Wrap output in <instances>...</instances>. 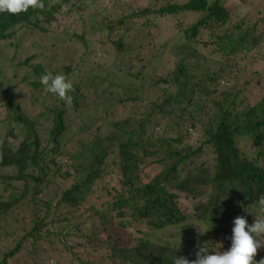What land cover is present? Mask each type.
<instances>
[{"label":"trees","instance_id":"trees-1","mask_svg":"<svg viewBox=\"0 0 264 264\" xmlns=\"http://www.w3.org/2000/svg\"><path fill=\"white\" fill-rule=\"evenodd\" d=\"M226 1L120 0L86 15V0H44L43 11L0 13V264L192 261L197 246L186 254L179 236L157 235L172 227L214 254L231 247L237 216L254 222L264 195V12L239 17ZM183 13L196 20L185 25ZM161 19L171 23L166 41L154 37ZM46 71L73 82L70 106L44 92ZM253 80L260 98L248 95ZM20 88L41 109L24 110ZM73 111L89 122L72 152Z\"/></svg>","mask_w":264,"mask_h":264},{"label":"clouds","instance_id":"clouds-1","mask_svg":"<svg viewBox=\"0 0 264 264\" xmlns=\"http://www.w3.org/2000/svg\"><path fill=\"white\" fill-rule=\"evenodd\" d=\"M44 0H0V13L19 15L30 9L43 11ZM44 92L57 96L67 105H71L73 97L69 93L74 91L73 82L63 74L53 75L46 71L40 77ZM258 213H264V195H261L253 205ZM231 247L225 251L210 253L208 242H197L196 259L190 261L187 257H175L173 264H264V258L256 260L258 250L264 248V216L255 215L254 222L249 225L243 216H237L233 221ZM198 227V226H197ZM199 234L206 231L198 227ZM222 248L223 245L219 244Z\"/></svg>","mask_w":264,"mask_h":264},{"label":"rangeland","instance_id":"rangeland-1","mask_svg":"<svg viewBox=\"0 0 264 264\" xmlns=\"http://www.w3.org/2000/svg\"><path fill=\"white\" fill-rule=\"evenodd\" d=\"M86 4L83 8L84 13L86 15H93V13L100 11L104 8V5H109L111 7L117 6L119 5V1L120 0H86ZM168 0H131V2H134L135 5H142V4H151V3H160V2H167ZM175 2L178 3H184L186 0H173ZM228 8H230V10L235 14L238 15L239 17H241L243 14H247V11L253 12L255 10H257V8H259L262 12H264V0H245L242 3H240L237 0H227L226 4H225ZM197 15H194L193 13H183L180 14L179 18H182L181 20L185 23V25L191 24L196 20ZM160 29L157 30V33L154 35V37L156 39H162L164 41H166V38L169 37V34L172 31L171 28V23L166 20V19H161L160 20ZM202 42H201V46H204V43H207V38H208V34L205 32L204 35H202ZM95 38H100L99 35H96ZM205 51V50H204ZM224 85L228 84V81H225L223 83ZM253 87V88H252ZM19 93L22 94V97L20 98V103L22 105V107L24 108V110H27L29 113L33 112V111H37V102H39L38 99L35 98V96L33 94L29 93V90H25V89H21L19 90ZM248 95L250 98L256 97V98H260V96L262 95V90L260 91L259 88H257L255 86V80H253V84L251 86V89L248 90ZM41 102V100H40ZM39 102V108L41 109V103ZM5 114V113H4ZM67 119H69L70 121L68 122V128L69 132L66 134L64 142L69 144V145H74L73 143H71V141H77L79 139H81V137L85 138V132L80 133L81 129L80 127H82L83 124H86V122H89V118H87V116L85 115V117H77L76 116V112L73 111L71 112V115H67ZM97 123H102L101 121L97 120ZM1 134V133H0ZM192 137H190V134L187 133L186 134V138L188 141L195 139L197 137L200 136L199 133L193 134L191 135ZM239 145L242 147V149L248 153H252V150H254V143L252 141L251 138H242L239 141ZM64 147V146H63ZM69 151H76L77 147L74 146H68L66 147ZM69 159L68 158H64V163L66 164L68 161H66ZM142 175L144 176V172L142 173ZM153 176H150V178H152ZM258 213H253V216H255ZM192 228L198 229V227H200V222L199 221H193L192 222ZM198 226V227H197ZM205 231V229H203ZM164 234H159L157 235L158 238L160 237H165L166 235L169 234H175L177 236H179V240L183 241V242H179L181 243V247H182V243H184L182 250L184 251V253L189 254V252L191 251V249L193 247L197 246V242L198 239H192L190 236L183 238L181 235L180 230L172 228V227H168L167 229H165L163 231ZM11 239V238H9ZM185 241V242H184ZM200 243H203L200 241ZM5 245H7V241L5 243ZM58 246V245H57ZM193 256L196 257V255L194 254ZM54 264H56V261L54 262ZM63 264H74V263H69V262H64Z\"/></svg>","mask_w":264,"mask_h":264}]
</instances>
